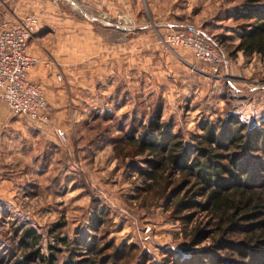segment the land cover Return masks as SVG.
<instances>
[{
    "label": "rangeland",
    "instance_id": "obj_1",
    "mask_svg": "<svg viewBox=\"0 0 264 264\" xmlns=\"http://www.w3.org/2000/svg\"><path fill=\"white\" fill-rule=\"evenodd\" d=\"M56 1L70 8V0ZM43 2L0 0V29L27 16L40 19ZM135 3L129 4L121 20L127 29L126 47L110 50L104 64L77 67L85 82L66 95L77 112L76 125L63 129L43 123L52 127L56 141L43 140L35 174H19L13 187L0 188V264L21 259L19 241L27 228L43 236L44 255L50 245L62 249L60 264L68 261L78 244H91L92 238L98 243L106 239L118 248L136 246L139 255L134 264H204L214 250L212 238L200 243L192 238L195 227L210 222L206 213L186 224L165 201H144L136 172V166L146 167L143 160L122 161L114 147L157 118L172 133L182 134L191 151L205 126L218 132L236 120L250 129L262 126L264 59L246 58L236 50L242 33L237 17L249 0ZM190 29L205 35L225 62L214 67L197 60L192 50L168 41ZM111 40L117 42L118 37ZM46 97L51 118V101ZM57 129L66 133L67 141L59 139ZM57 225L63 228L56 229ZM60 238H67L70 245L61 244ZM81 255L77 259L85 258Z\"/></svg>",
    "mask_w": 264,
    "mask_h": 264
},
{
    "label": "trees",
    "instance_id": "obj_2",
    "mask_svg": "<svg viewBox=\"0 0 264 264\" xmlns=\"http://www.w3.org/2000/svg\"><path fill=\"white\" fill-rule=\"evenodd\" d=\"M247 6L237 17L242 33L236 50L264 59V0H249ZM203 132L191 151L182 134L157 118L141 132L127 134L114 151L122 161L143 160L146 167L138 165L136 172L144 201H165L186 224L206 213L210 222L195 227L192 237L198 243L214 241L204 264H264V123L250 129L236 120L219 132L208 126ZM19 242L22 257L13 264H60L62 249L50 245L44 255L43 236L36 229L23 230ZM59 242L70 245L67 238ZM77 246L64 264H134L139 255L134 245L118 248L103 238ZM79 254L85 258L77 259Z\"/></svg>",
    "mask_w": 264,
    "mask_h": 264
},
{
    "label": "crops",
    "instance_id": "obj_3",
    "mask_svg": "<svg viewBox=\"0 0 264 264\" xmlns=\"http://www.w3.org/2000/svg\"><path fill=\"white\" fill-rule=\"evenodd\" d=\"M136 1L70 0V8L59 5L56 0L41 3L38 10L40 26L30 42L29 51L42 62L33 69L31 80L43 87L51 101V126L67 129L76 125L77 112L67 102L66 95L74 93L77 85L85 82L84 72L77 67L104 64L112 54L110 50L120 52L126 47L127 29L121 25V20L126 16L129 4L134 2L136 5ZM112 36L118 37V41L112 42ZM120 58L121 53L118 54ZM59 74L63 75L65 82L61 83ZM55 137L52 127L14 117L1 103L0 188L13 187L19 174H35L33 169L40 159L43 140L49 138L55 143ZM17 168H25L26 172L19 173L15 171Z\"/></svg>",
    "mask_w": 264,
    "mask_h": 264
},
{
    "label": "built area",
    "instance_id": "obj_4",
    "mask_svg": "<svg viewBox=\"0 0 264 264\" xmlns=\"http://www.w3.org/2000/svg\"><path fill=\"white\" fill-rule=\"evenodd\" d=\"M39 26V17L31 15L0 29V103L6 104L14 116L47 123L50 121L48 99L43 87L31 80L33 69L42 62L29 51ZM168 41L192 50L197 60L214 67L225 62L215 45L199 31L183 30L170 36ZM58 78L62 81L61 76ZM56 133L63 142L67 141L62 129H57Z\"/></svg>",
    "mask_w": 264,
    "mask_h": 264
}]
</instances>
